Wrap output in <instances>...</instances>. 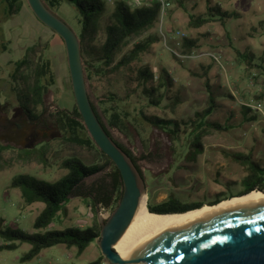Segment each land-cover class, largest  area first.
<instances>
[{
	"label": "rangeland",
	"instance_id": "374dc122",
	"mask_svg": "<svg viewBox=\"0 0 264 264\" xmlns=\"http://www.w3.org/2000/svg\"><path fill=\"white\" fill-rule=\"evenodd\" d=\"M1 1L0 37L8 44L9 51L0 58V144L9 149L3 153V167L0 169V220L3 219L7 226L33 233L34 221L45 205L37 203L23 206L20 190L10 188L13 179L27 175L52 183L67 174L60 167L62 161L69 157H79L85 164H92L95 153L62 139L58 130L46 121L57 109L72 110L75 106L63 40L53 31L44 29L47 27L33 15L26 0H23L25 6L20 14L6 22L3 15L6 7ZM183 1L184 8L174 3L164 21L128 39L117 54L116 62L135 45L156 36L158 41L151 44L146 52L118 72L107 76L93 72L92 79L88 80L92 102L103 122L107 124L102 109H107L109 112H117L125 123V131L129 136L116 128H108L114 139L138 159L146 182L148 205L164 202L170 194L186 204L205 205L239 196L249 187V183L243 181L247 170L232 161L227 154L251 155L254 161H264V0ZM104 2L108 4L107 0ZM216 5L224 11H237L241 18L216 21L201 28L189 27L190 14H206L209 7ZM114 7L108 4L98 32L88 37L92 46L98 47L103 43V28ZM54 12L79 34L83 22L74 6L64 3L56 7ZM177 31L186 34L187 38L197 39L199 44L194 54L190 58H181L182 61L175 60L172 55L175 44L181 42L174 40ZM34 37H37L36 42ZM32 43L39 44L40 53L37 57L39 54L47 56L55 75V84L44 106V129L47 132L29 142L24 141L25 134L19 139L12 138L10 130L12 123L20 125L22 119H26L19 110V97L13 90L15 84L12 75L15 63L25 58L26 49L34 46ZM46 44H49L48 49ZM238 52L252 54L253 64L245 62ZM145 67L153 73L154 85L160 83L159 76L166 71V76L172 82L167 97L180 99L175 108L169 107L170 101H165L166 107L153 106L142 95L143 87H139L138 77L139 71ZM204 75L210 79L219 104V108L208 120L221 125L228 123L229 131L204 129L187 138L184 129L194 131L191 122L195 120V114L208 106L205 78H202ZM112 95L116 97L115 102L110 100ZM245 105L259 109L256 121H244L242 108ZM141 112L146 116L175 120L179 124L180 138L176 139L173 134L152 128L142 119ZM30 125L24 124L23 130H27ZM33 128L38 129V125L33 124ZM197 140L201 148L199 154L195 148H191ZM43 148L46 161L41 160ZM33 149H36L35 154L28 158L26 151ZM106 174L107 170L88 179L87 183L105 178ZM89 206L82 199H72L68 215L59 214L47 230L70 227L84 229L94 226L99 221L98 215L106 220L111 214L102 210L96 212ZM0 244H3L1 239ZM30 248L29 244L23 243L17 250L0 251V264H88L101 258L104 262L97 242L81 255L76 249L69 250L60 245L42 251L30 262H21Z\"/></svg>",
	"mask_w": 264,
	"mask_h": 264
},
{
	"label": "trees",
	"instance_id": "16d2710c",
	"mask_svg": "<svg viewBox=\"0 0 264 264\" xmlns=\"http://www.w3.org/2000/svg\"><path fill=\"white\" fill-rule=\"evenodd\" d=\"M43 1L52 12H54L56 7L67 3L74 6L79 14L83 26L79 34H76L81 42L82 56L88 80L92 79L93 72L98 75L107 76L120 71L135 61L141 53L146 52L151 44L158 41L156 36L149 37L142 43L135 45L128 54L116 62L117 54L128 39L153 28L159 23V4H155L153 7L134 9L125 0H116L109 20L103 28L105 34L104 41L97 47L92 46L88 41V37L98 32L99 23L106 14L108 4L106 5L104 0ZM1 2L6 7L3 14L6 22L18 16L24 6L23 0H2ZM174 3H178L180 7L184 8L183 0H174ZM233 18H241L240 13L237 11H224L219 5H216L215 7H209L206 14H190L188 25L190 28H201L216 21L223 22ZM45 47L48 49L49 44H46ZM198 47L197 39L186 37L182 41L181 52L185 56H192ZM7 50L8 44L2 41L0 37V56ZM38 53H40L39 44L28 48L25 58L15 63V72L12 75L13 83L15 84L13 90L17 92L19 97V110L29 122L39 121L45 115L46 110L44 106L46 97L50 93L51 87L55 84V75L47 56L39 54L37 57ZM172 55L175 60L182 61L176 54L172 53ZM238 55L248 64H253L252 60H254V56L252 54H241L238 52ZM23 69L26 70L24 71L25 73L22 71ZM159 78L160 83L154 85V75L148 67L139 71L138 80L139 87H143L142 95L153 106L164 107L165 101H170L169 107L175 108L180 99L178 97L175 99L167 97V94L170 93L169 88L172 87V82L166 76V71H163ZM202 78H205L204 87L208 94V106L202 112L195 114V120L191 122V125H194V131L188 132L184 129L187 138L200 133L204 129L213 128L221 132L229 131L228 123L227 125H221L208 120L219 108L218 96L213 89L214 87L210 79L206 75ZM112 97L110 100L115 102L114 98L116 97L114 95ZM94 109L110 136L112 134L108 126L113 129L116 128L129 136L128 132L125 131V123L117 112H109L107 109H102V113L107 121V124H105L98 109L95 106ZM242 113L245 122L256 121L259 114L257 110L252 109L248 105L243 106ZM141 117L152 128L173 134L176 139L180 138L179 124L175 120L164 119L158 116H146L144 112H141ZM46 121L50 122L58 130L62 135V139L93 151L95 153V161L92 164H85L79 157L65 159L62 161L60 167L66 170L67 174L52 183L27 175H19L13 179L10 188L20 190L23 206H32L37 203L45 205L34 221L33 233L7 226L3 219L0 220V239L3 241V244H0V251L17 250L19 245L23 243L31 246L30 250L21 258V262H30L37 258L42 251L60 245L69 250L76 249L79 255L83 254L90 245L97 242L101 237V226L98 221L94 226L84 229L70 227L62 230H47V228L55 222L59 214L68 215V206L72 199H82L96 212L102 210L112 213L117 208L123 194V183L119 170L111 159L97 148L90 138L76 105L72 110L57 109L49 115ZM115 142L132 159L143 175L138 164V159L134 154L118 141ZM191 148H195L199 154L201 151L199 141H194ZM8 149V146L0 144V169L3 167V153ZM35 151L36 149L26 151L28 158L33 157ZM41 153V160L46 161L44 148L41 150ZM227 155H229L232 161L247 170V175L243 178V181L249 183V187L242 192V195L257 189L264 191V161H254L251 155L245 154L229 153ZM106 170L107 174L105 178L91 184L87 183L88 179ZM221 201L223 200L217 201L216 204ZM201 207H203L202 204L189 206V204L181 202L175 195L170 194L166 201L155 205H148V210L155 214H173L184 213ZM88 264H104V262L101 258Z\"/></svg>",
	"mask_w": 264,
	"mask_h": 264
},
{
	"label": "water",
	"instance_id": "95a60500",
	"mask_svg": "<svg viewBox=\"0 0 264 264\" xmlns=\"http://www.w3.org/2000/svg\"><path fill=\"white\" fill-rule=\"evenodd\" d=\"M26 1L37 20L63 40L75 105L83 124L97 148L121 174L123 194L117 208L106 220L98 215L101 237L97 243L104 264H264V199L259 198L189 213L204 205L173 213L185 215L150 219L123 236L147 195L145 179L96 114L77 34L43 0Z\"/></svg>",
	"mask_w": 264,
	"mask_h": 264
},
{
	"label": "bare ground",
	"instance_id": "6f19581e",
	"mask_svg": "<svg viewBox=\"0 0 264 264\" xmlns=\"http://www.w3.org/2000/svg\"><path fill=\"white\" fill-rule=\"evenodd\" d=\"M264 199V192H260L259 190H255L254 192H252L249 195L243 196V197H237L235 199L232 200H228V201H223L222 203L215 205V206H204L203 208L196 210V211H192L189 213H193V212H198V211H202V210H206V209H210L213 207H217V206H221V205H225V204H229V203H233V202H239V201H245V200H251V199ZM186 213V214H189ZM180 215H185V214H170V215H157L155 213H151L148 210V198L145 196L142 198L141 203H140V207L136 213V216L134 218V220L132 221L131 225L129 226V228L127 229V231L125 232V235H127L128 233H130L134 228H136L139 224H141L142 222H145L147 220L150 219H156V218H162V217H170V216H180ZM122 236V237H123ZM114 250L117 252L118 251V242L116 243V245L114 246Z\"/></svg>",
	"mask_w": 264,
	"mask_h": 264
},
{
	"label": "built area",
	"instance_id": "2783aa9c",
	"mask_svg": "<svg viewBox=\"0 0 264 264\" xmlns=\"http://www.w3.org/2000/svg\"><path fill=\"white\" fill-rule=\"evenodd\" d=\"M116 0H107V3L110 5H114ZM128 4L133 7L134 9H139L142 7H153L155 4H159L160 6V15H159V23L164 21L168 15L170 14L173 5H174V0H131L128 2ZM186 34L182 33L181 31H177L174 36V40L177 42L181 40V42H178L175 44V47L173 48L172 53L176 54L177 57L180 59H185V58H190L191 56H185L181 52V47H182V41L184 38H186ZM181 59V60H182ZM252 107V106H250ZM252 109L259 111L258 108L252 107ZM264 192V191H263ZM106 213H109V211H105ZM110 214V213H109ZM108 214V216H109Z\"/></svg>",
	"mask_w": 264,
	"mask_h": 264
},
{
	"label": "flooded vegetation",
	"instance_id": "af4514ba",
	"mask_svg": "<svg viewBox=\"0 0 264 264\" xmlns=\"http://www.w3.org/2000/svg\"><path fill=\"white\" fill-rule=\"evenodd\" d=\"M44 121H45V115L39 121L32 122L33 124L38 125V129H34L33 124L30 125L28 121H27L28 122L27 123L26 119H22V124H20V125L17 124L16 122H14L11 124L10 134L12 135V138H14V139L22 138L23 134H25L26 139H24V141L32 142L36 137H38L39 135H44V133L47 132L44 129V127H45ZM24 124L30 125V126H28L27 130H23ZM24 131H26V132L24 133ZM244 195H246V194H244ZM240 196H243L242 193L236 197H240ZM231 198H234V197L232 196L229 199H231ZM198 204H201V203H192V204H189V206H193V205L196 206ZM202 205L204 206L205 204H202Z\"/></svg>",
	"mask_w": 264,
	"mask_h": 264
},
{
	"label": "crops",
	"instance_id": "0c3cea01",
	"mask_svg": "<svg viewBox=\"0 0 264 264\" xmlns=\"http://www.w3.org/2000/svg\"><path fill=\"white\" fill-rule=\"evenodd\" d=\"M24 6H25V5H24ZM24 6H23V8H24ZM22 10H23V9H22ZM33 15H34V14H33ZM38 23H39V22H38ZM34 24H35V23H34ZM41 24H42V23H41ZM38 25H40V23H39ZM42 25H43V24H42ZM42 25H40V27H42ZM42 28H44V27H42ZM44 29L47 30V31H50L49 28H47V29L44 28ZM48 29H49V30H48ZM36 40H37V37H34V41H35V42H36ZM8 42H9V41H8ZM35 42H34V43H35ZM34 43H32V45H34ZM28 48H30V47H28ZM28 48H27V49H28ZM27 49H26V50H27ZM8 51H9V49H8L6 52L2 53L1 56H0V58H1L4 54H6ZM26 52H27V51H26ZM223 201H224V200H223ZM205 206H208V205H205Z\"/></svg>",
	"mask_w": 264,
	"mask_h": 264
}]
</instances>
